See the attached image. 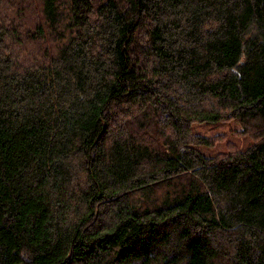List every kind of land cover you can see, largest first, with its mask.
<instances>
[{"label": "trees", "instance_id": "obj_1", "mask_svg": "<svg viewBox=\"0 0 264 264\" xmlns=\"http://www.w3.org/2000/svg\"><path fill=\"white\" fill-rule=\"evenodd\" d=\"M0 264H264V0H0Z\"/></svg>", "mask_w": 264, "mask_h": 264}, {"label": "rangeland", "instance_id": "obj_2", "mask_svg": "<svg viewBox=\"0 0 264 264\" xmlns=\"http://www.w3.org/2000/svg\"><path fill=\"white\" fill-rule=\"evenodd\" d=\"M193 131L198 134L210 136L220 133L233 134L236 130L240 129V124L235 120H228L223 122H196L192 125ZM239 138V137H238ZM233 138L234 140L244 143L243 139ZM204 151L208 152L206 148Z\"/></svg>", "mask_w": 264, "mask_h": 264}]
</instances>
